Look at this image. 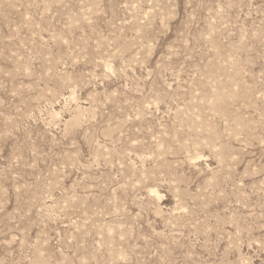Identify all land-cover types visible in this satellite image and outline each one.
I'll use <instances>...</instances> for the list:
<instances>
[{
	"label": "rangeland",
	"instance_id": "rangeland-1",
	"mask_svg": "<svg viewBox=\"0 0 264 264\" xmlns=\"http://www.w3.org/2000/svg\"><path fill=\"white\" fill-rule=\"evenodd\" d=\"M0 264H264V0H0Z\"/></svg>",
	"mask_w": 264,
	"mask_h": 264
},
{
	"label": "bare ground",
	"instance_id": "bare-ground-1",
	"mask_svg": "<svg viewBox=\"0 0 264 264\" xmlns=\"http://www.w3.org/2000/svg\"><path fill=\"white\" fill-rule=\"evenodd\" d=\"M218 152V151H217Z\"/></svg>",
	"mask_w": 264,
	"mask_h": 264
}]
</instances>
